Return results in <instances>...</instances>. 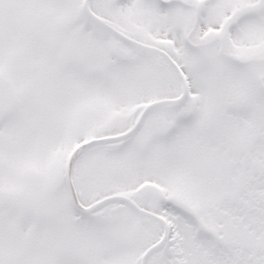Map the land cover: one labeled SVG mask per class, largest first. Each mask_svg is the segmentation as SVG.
<instances>
[{
    "label": "snow or ice",
    "instance_id": "1",
    "mask_svg": "<svg viewBox=\"0 0 264 264\" xmlns=\"http://www.w3.org/2000/svg\"><path fill=\"white\" fill-rule=\"evenodd\" d=\"M0 264H264V0H0Z\"/></svg>",
    "mask_w": 264,
    "mask_h": 264
}]
</instances>
